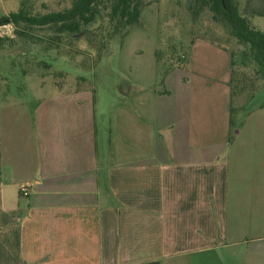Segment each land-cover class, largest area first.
<instances>
[{
  "label": "crops",
  "instance_id": "crops-1",
  "mask_svg": "<svg viewBox=\"0 0 264 264\" xmlns=\"http://www.w3.org/2000/svg\"><path fill=\"white\" fill-rule=\"evenodd\" d=\"M153 4L101 139L89 86L0 104V264H264V115L233 125L230 53L206 38L161 78ZM239 12L264 31V0Z\"/></svg>",
  "mask_w": 264,
  "mask_h": 264
},
{
  "label": "rangeland",
  "instance_id": "rangeland-1",
  "mask_svg": "<svg viewBox=\"0 0 264 264\" xmlns=\"http://www.w3.org/2000/svg\"><path fill=\"white\" fill-rule=\"evenodd\" d=\"M70 1L6 0L3 9L0 2V14L16 11L22 2L32 14H41L68 7ZM152 3L155 4L151 10L159 20L158 72L161 78L165 76L167 67L179 64L180 58L188 52L193 36L214 40L228 50L235 51L239 48L228 27L213 20L209 11L203 10L194 21L188 10V0H150L147 5ZM145 17L150 19L151 15L145 14ZM141 19L143 29L154 32L142 17ZM151 21L155 22L152 18ZM23 27L20 24L16 28L6 26L0 30L2 34L13 33L10 41H6L4 48L0 49V104L14 101L34 103L40 97L53 94L62 86H89L95 93L98 137L101 139L104 126L108 122L106 112L115 99L117 85L124 81L118 76L117 70L122 32L111 30L104 15L82 27L75 38L66 34L57 36L46 27H35L31 31L24 30ZM14 31H23L26 35L18 36ZM26 31L32 33V36ZM79 77L85 79L78 80ZM167 83L169 80L163 84ZM163 84L158 83V88L163 87ZM254 88L258 89L257 92L246 103L242 98L233 101L232 119L236 127L246 116L247 109L264 115V108L255 110L260 109L255 108L258 103L264 105V84L258 82V87L253 86L252 89ZM243 105L244 109L241 108ZM226 264L239 263L226 259Z\"/></svg>",
  "mask_w": 264,
  "mask_h": 264
},
{
  "label": "trees",
  "instance_id": "trees-1",
  "mask_svg": "<svg viewBox=\"0 0 264 264\" xmlns=\"http://www.w3.org/2000/svg\"><path fill=\"white\" fill-rule=\"evenodd\" d=\"M150 0H71L68 7L47 13L32 14L25 8L24 2L16 10L8 14H0V30L6 26L16 28L24 25V30L31 31L35 27H46L60 36L66 34L75 38L82 27L97 21L105 16L109 28L114 32L121 31V40L129 28L143 27L141 11ZM241 0H188V10L192 19L196 21L203 10L211 13L213 20L227 26L231 36L235 39L239 48L230 53V115L233 114L234 99L249 101L257 92L258 82L264 84V31L252 26L248 17L239 12ZM32 36V33H28ZM11 34H13L11 32ZM11 34L0 32V49L5 42L10 41ZM18 36L26 35L23 31H14ZM194 37V36H193ZM207 39V38H206ZM210 40V39H208ZM215 42L214 40H210ZM217 43V42H215ZM218 44V43H217ZM11 54H14L11 52ZM81 56V55H79ZM174 67V66H172ZM167 67L166 71L172 69ZM175 67H179L178 63ZM85 78L79 77L78 80ZM77 80V81H78ZM80 84L77 85V87ZM130 83L121 81L117 85L120 93L130 90ZM124 88V89H123ZM245 105V104H244ZM244 105L241 107L244 109ZM255 107H264L258 103ZM250 109L246 111L248 113ZM245 111H243L244 113Z\"/></svg>",
  "mask_w": 264,
  "mask_h": 264
},
{
  "label": "built area",
  "instance_id": "built-area-1",
  "mask_svg": "<svg viewBox=\"0 0 264 264\" xmlns=\"http://www.w3.org/2000/svg\"><path fill=\"white\" fill-rule=\"evenodd\" d=\"M29 185L28 184H22L19 187V193L22 196L28 195Z\"/></svg>",
  "mask_w": 264,
  "mask_h": 264
}]
</instances>
